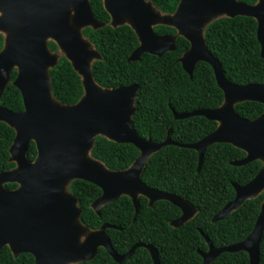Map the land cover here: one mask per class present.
<instances>
[{
  "label": "water",
  "instance_id": "obj_1",
  "mask_svg": "<svg viewBox=\"0 0 264 264\" xmlns=\"http://www.w3.org/2000/svg\"><path fill=\"white\" fill-rule=\"evenodd\" d=\"M110 16V26L128 25L138 38V46L128 61H136L142 53L161 56L173 51L176 37L182 36L189 48L178 59L182 69L191 76L194 65L207 63L223 94V103L216 108L173 112L175 119L203 116L217 123L207 136L193 144H178L169 134L161 143L140 138L132 125L137 84L103 88L92 77L91 64L100 60V53L83 37L82 29L102 28L91 10L89 0H0V30L13 28L0 50V98L17 70L12 84L19 90L23 110L13 112L0 105V122L14 130L8 149L9 160L16 167L0 172V249L8 246L12 255L29 253L33 264H77L92 260L102 247L115 262L121 264L136 248L148 250L152 263L160 264L157 250L149 244L136 243L124 254H118L106 236L103 224L91 230L80 220L81 209L76 197L64 190L66 183L80 179L94 184L101 196L90 207L96 214L106 204L128 196L135 214L139 210L138 196L156 201H168L179 207L181 214L170 222L179 227L189 221L196 210L183 197L158 191L141 181L142 170L155 152L168 145L193 149L198 154V170L207 147L228 143L245 152L243 159L233 162L242 166L255 160L261 162L257 174L244 185H234V198L212 221L222 220L239 208L245 200L264 190V109L249 120L238 116L236 103L254 101L264 106V84L237 85L229 82L219 61L206 48L199 28L207 19L248 16L257 23L256 38L260 56L264 58V0L247 4L239 0H180L172 14H163L146 0H102ZM163 25L176 30L175 35H157L153 27L160 19ZM126 22L127 24H124ZM52 40L81 78L83 96L73 105L57 102L51 95L49 68L56 65L55 52L48 49ZM103 136L115 143L135 146L139 155L124 170H108L90 156L94 139ZM33 142L36 155L26 156ZM19 183L14 190L5 183ZM264 231V202L251 232L241 242L214 247L207 238L208 250L201 252V264H210L223 252H245L248 264H258L259 245Z\"/></svg>",
  "mask_w": 264,
  "mask_h": 264
},
{
  "label": "trees",
  "instance_id": "obj_2",
  "mask_svg": "<svg viewBox=\"0 0 264 264\" xmlns=\"http://www.w3.org/2000/svg\"><path fill=\"white\" fill-rule=\"evenodd\" d=\"M163 14H172L180 0H146ZM254 4L257 0H239ZM94 17L103 22L102 28L85 27L82 35L101 54L100 60L91 64L92 77L103 88H116L137 84L134 99L135 112L131 118L137 135L154 143H161L169 134L178 144H193L210 134L217 123L203 116L175 119L173 112H191L211 109L223 103L212 68L205 62L194 65L191 76L181 67L178 59L188 50L189 42L182 36L175 41L173 51L161 56L142 53L138 60L128 61L139 42L128 25L110 26V16L102 0H89ZM256 21L248 16L220 17L209 22L203 37L206 48L220 63L225 78L234 84H264V58L256 38ZM154 32L175 34L170 26L159 24ZM3 38L0 35V50ZM48 48L57 51V45L48 41ZM51 95L59 103L73 105L83 96L80 76L70 62L61 55L49 68ZM16 71L0 98V105L13 112L23 110L19 90L12 84ZM238 116L252 120L264 109L261 103L245 101L236 103ZM14 138V130L0 122V172L14 167L9 162L8 149ZM90 156L101 162L108 170L127 169L138 157L139 151L132 144L115 143L103 136H96ZM36 155L34 143L28 145L26 156L33 160ZM245 152L228 143H217L206 148L198 170V154L195 150L168 145L151 155L145 164L141 181L148 187L183 197L196 210L189 221L179 227L170 222L177 219L179 207L160 200L148 206L147 199L139 196V210L135 214L132 200L121 196L106 204L96 214L91 203L101 196V190L87 181L75 179L67 190L77 200L81 209L80 222L91 230L110 224L116 228L106 229L113 249L124 254L136 243L149 244L158 252L160 264H201V252L208 250L205 238L216 248L241 242L254 227L260 205L264 202V190L245 200L235 211L222 220L212 218L230 202L235 195L234 185L248 183L260 170L261 162L252 161L242 166L232 163L243 159ZM15 188L17 184H6ZM33 256L22 253L14 258L7 247L0 249V264H33ZM245 252H223L210 264H248ZM78 264H119L103 249L89 261ZM121 264H153L150 254L143 247ZM258 264H264V231L259 245Z\"/></svg>",
  "mask_w": 264,
  "mask_h": 264
},
{
  "label": "rangeland",
  "instance_id": "obj_3",
  "mask_svg": "<svg viewBox=\"0 0 264 264\" xmlns=\"http://www.w3.org/2000/svg\"><path fill=\"white\" fill-rule=\"evenodd\" d=\"M162 17H161V19L156 23V24H164L165 23V18L163 17V15H161ZM216 18H218V17H216ZM214 18H209V19H207L204 23H202V25L200 26V28H199V30H198V32H199V35L200 36H203V30H204V27L209 23V22H211L212 20H213ZM124 24H127L126 22H124ZM13 28H9V29H6V30H2V31H0L1 32V34L3 35V37H4V40H6L11 34H12V32H13ZM49 41V40H48ZM55 54H56V57H60L63 53L60 51V50H57L56 52H55ZM67 185H68V183H66L65 184V186H64V190H65V192L67 193Z\"/></svg>",
  "mask_w": 264,
  "mask_h": 264
},
{
  "label": "flooded vegetation",
  "instance_id": "obj_4",
  "mask_svg": "<svg viewBox=\"0 0 264 264\" xmlns=\"http://www.w3.org/2000/svg\"><path fill=\"white\" fill-rule=\"evenodd\" d=\"M110 21H111V19H110ZM153 28H154V27H153ZM204 28H205V27H204ZM0 31H1V30H0ZM175 34H176V33H175ZM175 34H173V35H175ZM0 35H1L2 38H3V44H4V37H3V35L1 34V32H0ZM157 35H158V34H157ZM161 35H162V34H161ZM171 35H172V34H171ZM178 36H179V35H178ZM178 36H177V37H178ZM83 37H84V36H83ZM177 37H176V38H177ZM84 38H85V37H84ZM49 41H52V40H49ZM175 41H176V39H175ZM47 43H48V41H47ZM47 46H48V45H47ZM2 47H3V45H2ZM57 48H58V47H57ZM48 49H49V48H48ZM57 50H59V49H57ZM51 52H52V51H51ZM100 55H101V54H100ZM58 59H59V58H58ZM178 61H179V60H178ZM181 67H182V66H181ZM13 70H15V71H16V74H17V70H16L15 68L12 69V71H13ZM12 71H11V72H12ZM10 74H11V73H10ZM80 79H81V78H80ZM9 81H10V79H9ZM9 81H8V83H9ZM8 83H7V84H8ZM6 86H7V85H6ZM8 152H9V151H8ZM26 153H27V152H26ZM9 157H10V156H9ZM9 162H12V161L9 160ZM12 163L14 164V167H13V168H15V167H16L15 162H12ZM13 168H12V169H13ZM12 183H15V182H12ZM6 184H9V183H5V184H4V188H5V189H8V190H14V189L20 187V184H19V183H15V184H17V186H16L15 188H7ZM68 185H69V183H68ZM68 185H67V186H68ZM68 191H69V190H68ZM138 197H139V196H138ZM146 199H147V198H146ZM147 202H148V199H147ZM148 204H149V202H148ZM152 205H153V204H152ZM77 206H78V205H77ZM148 206H150V205H148ZM180 212H181V211H180ZM195 214H196V213H195ZM193 217H194V216H193ZM4 247H7V248H8V246H4ZM2 248H3V247H2ZM2 248H1V249H2ZM100 248H102V247H100ZM8 249H9V248H8ZM9 250H10V249H9ZM10 252H11V251H10ZM24 253H25V252H24ZM97 253H98V252H97ZM11 254H12V253H11ZM20 254H22V253H20ZM20 254H19V255H20ZM28 254H29V253H28ZM19 255H18V256H19ZM12 256H13V255H12ZM18 256H17V257H18ZM13 257H14V256H13ZM17 257H14V258H17ZM33 259H34V258H33ZM33 263H34V261H33ZM81 263H82V262H81ZM77 264H78V263H77Z\"/></svg>",
  "mask_w": 264,
  "mask_h": 264
}]
</instances>
